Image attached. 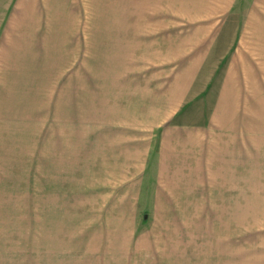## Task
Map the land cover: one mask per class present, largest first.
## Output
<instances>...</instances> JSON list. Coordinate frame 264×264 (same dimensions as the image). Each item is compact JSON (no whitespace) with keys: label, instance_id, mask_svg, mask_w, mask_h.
<instances>
[{"label":"rangeland","instance_id":"obj_1","mask_svg":"<svg viewBox=\"0 0 264 264\" xmlns=\"http://www.w3.org/2000/svg\"><path fill=\"white\" fill-rule=\"evenodd\" d=\"M0 264H264V0H0Z\"/></svg>","mask_w":264,"mask_h":264},{"label":"crops","instance_id":"obj_2","mask_svg":"<svg viewBox=\"0 0 264 264\" xmlns=\"http://www.w3.org/2000/svg\"><path fill=\"white\" fill-rule=\"evenodd\" d=\"M19 73H20V71L19 70H17ZM18 72H17V74H15V76H18L19 74H18Z\"/></svg>","mask_w":264,"mask_h":264}]
</instances>
